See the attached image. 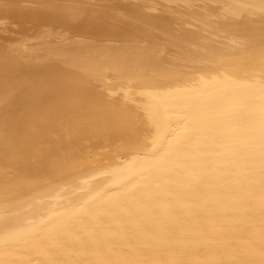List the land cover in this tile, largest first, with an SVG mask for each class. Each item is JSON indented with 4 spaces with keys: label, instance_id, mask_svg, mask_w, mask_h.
<instances>
[{
    "label": "bare ground",
    "instance_id": "6f19581e",
    "mask_svg": "<svg viewBox=\"0 0 264 264\" xmlns=\"http://www.w3.org/2000/svg\"><path fill=\"white\" fill-rule=\"evenodd\" d=\"M10 18L0 264H264V0H0Z\"/></svg>",
    "mask_w": 264,
    "mask_h": 264
},
{
    "label": "rangeland",
    "instance_id": "374dc122",
    "mask_svg": "<svg viewBox=\"0 0 264 264\" xmlns=\"http://www.w3.org/2000/svg\"><path fill=\"white\" fill-rule=\"evenodd\" d=\"M68 3H75V2L68 1ZM97 7L103 8L102 6H97ZM24 25H29V24L26 21H21L20 19H17V18H10L8 19L7 23L1 25L0 37L5 38L10 34V32H14V31L18 32V30L21 29L22 26ZM33 29H35L34 26L29 28L28 30H33ZM4 32H8V33H4Z\"/></svg>",
    "mask_w": 264,
    "mask_h": 264
}]
</instances>
